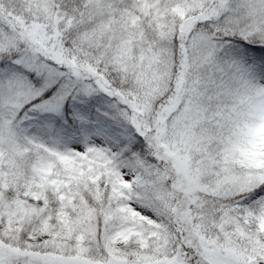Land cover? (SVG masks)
I'll return each mask as SVG.
<instances>
[{
    "label": "snow or ice",
    "instance_id": "1",
    "mask_svg": "<svg viewBox=\"0 0 264 264\" xmlns=\"http://www.w3.org/2000/svg\"><path fill=\"white\" fill-rule=\"evenodd\" d=\"M0 264H264V0H0Z\"/></svg>",
    "mask_w": 264,
    "mask_h": 264
}]
</instances>
